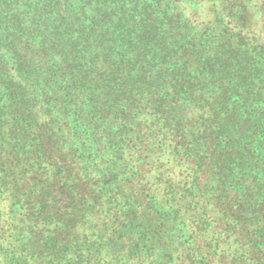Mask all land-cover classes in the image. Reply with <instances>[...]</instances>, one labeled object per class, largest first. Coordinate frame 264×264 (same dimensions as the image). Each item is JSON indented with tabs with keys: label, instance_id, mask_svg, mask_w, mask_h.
I'll return each instance as SVG.
<instances>
[{
	"label": "trees",
	"instance_id": "obj_1",
	"mask_svg": "<svg viewBox=\"0 0 264 264\" xmlns=\"http://www.w3.org/2000/svg\"><path fill=\"white\" fill-rule=\"evenodd\" d=\"M0 264H264V0H0Z\"/></svg>",
	"mask_w": 264,
	"mask_h": 264
}]
</instances>
